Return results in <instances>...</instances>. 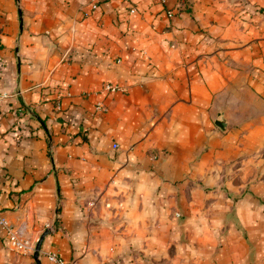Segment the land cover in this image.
<instances>
[{
	"label": "crops",
	"instance_id": "obj_1",
	"mask_svg": "<svg viewBox=\"0 0 264 264\" xmlns=\"http://www.w3.org/2000/svg\"><path fill=\"white\" fill-rule=\"evenodd\" d=\"M0 210V264H264V0H0Z\"/></svg>",
	"mask_w": 264,
	"mask_h": 264
},
{
	"label": "built area",
	"instance_id": "obj_2",
	"mask_svg": "<svg viewBox=\"0 0 264 264\" xmlns=\"http://www.w3.org/2000/svg\"><path fill=\"white\" fill-rule=\"evenodd\" d=\"M159 2H164L165 0H158ZM96 3H92V7H95ZM135 8L130 7V11L133 12ZM168 15H172V10H167ZM120 88L117 84L104 83L102 86L103 90L112 91ZM5 95V94H3ZM97 107H101V103H98ZM0 230H3L4 236L7 241V246L16 253L21 254H33L35 251L36 240H32L29 237L22 236L18 233L16 228L11 224V222L2 214L0 210ZM41 254L47 256L49 259L53 260L56 264H74L75 259L71 261H65L61 255L54 251H42Z\"/></svg>",
	"mask_w": 264,
	"mask_h": 264
},
{
	"label": "water",
	"instance_id": "obj_3",
	"mask_svg": "<svg viewBox=\"0 0 264 264\" xmlns=\"http://www.w3.org/2000/svg\"><path fill=\"white\" fill-rule=\"evenodd\" d=\"M222 112H219L218 114V118L215 120V123L220 127V128H224L226 121L224 119V117L222 116ZM48 229H45L44 232L41 234L40 238L37 240L36 244H35V251H34V257L37 258L38 257V250L40 248V243L42 240V237L44 236L45 233H47Z\"/></svg>",
	"mask_w": 264,
	"mask_h": 264
}]
</instances>
